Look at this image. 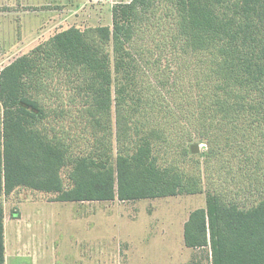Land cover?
Returning <instances> with one entry per match:
<instances>
[{"label": "trees", "instance_id": "1", "mask_svg": "<svg viewBox=\"0 0 264 264\" xmlns=\"http://www.w3.org/2000/svg\"><path fill=\"white\" fill-rule=\"evenodd\" d=\"M146 31L149 46L142 44ZM166 47L174 57L189 58L195 107L188 129L208 143L213 139L206 131H259L264 138V0L120 2L111 8V25L57 31L0 70V200L20 187L61 202L201 192L198 175L158 166L153 156L166 136L146 119L155 102L142 85L149 82L157 93L165 87L150 82L145 66L160 64L158 53ZM181 67L162 69L177 73ZM61 76L77 94L79 110L91 115L87 124L96 134L88 152H73L68 137L55 132L67 130L50 119V82ZM129 131L147 132L131 141ZM190 145L182 147L184 157ZM3 239L0 201V264ZM183 240L190 248L209 246L212 264H264V196L241 208L208 193L205 207L185 221Z\"/></svg>", "mask_w": 264, "mask_h": 264}, {"label": "rangeland", "instance_id": "2", "mask_svg": "<svg viewBox=\"0 0 264 264\" xmlns=\"http://www.w3.org/2000/svg\"><path fill=\"white\" fill-rule=\"evenodd\" d=\"M113 6L110 0H0V70L57 31L111 25ZM148 37V31L142 33L143 45H150ZM158 55L162 62L150 63L145 71L150 82L160 81L165 87H156L157 93L149 82L142 85L146 99L155 102L154 108L147 106L146 119L166 136L153 156L158 166L172 165L175 170L198 175L201 192L127 201L61 202L54 201L55 194L16 188L0 200L7 264H25L31 256L42 261L54 257L57 264H212L209 246L190 248L184 244V223L190 212L205 207L211 192L241 208L251 207L264 196L261 133L206 131L213 141L199 139L198 131L188 129L186 121L195 107L189 80L192 70L186 68L189 58L180 53L174 57L169 47ZM172 63L182 66L177 73L162 69ZM169 79H174L173 85ZM50 83L53 95L46 101L52 109L50 119L56 128L67 130L55 132L68 137L73 152H88L96 134L87 124L91 115L79 110L77 94L63 76ZM110 110L115 151L114 103ZM145 132L129 131L131 141ZM189 143L198 144L199 151L189 150L184 157L182 147ZM66 172H61L64 181Z\"/></svg>", "mask_w": 264, "mask_h": 264}, {"label": "crops", "instance_id": "3", "mask_svg": "<svg viewBox=\"0 0 264 264\" xmlns=\"http://www.w3.org/2000/svg\"><path fill=\"white\" fill-rule=\"evenodd\" d=\"M4 218V217H3ZM3 228H4V263L3 264H7V260L9 257V251L7 250V247L5 245V221L3 219ZM24 253H27L26 251ZM28 254V253H27ZM34 256H31L29 258V261L25 262V264H57L56 262V258L51 257L50 259H46L45 261H42V259L37 258V259H33ZM19 264H24L23 262H19Z\"/></svg>", "mask_w": 264, "mask_h": 264}, {"label": "water", "instance_id": "4", "mask_svg": "<svg viewBox=\"0 0 264 264\" xmlns=\"http://www.w3.org/2000/svg\"><path fill=\"white\" fill-rule=\"evenodd\" d=\"M190 151H191L192 153H197V152L199 151L198 144H196V143L191 144V145H190Z\"/></svg>", "mask_w": 264, "mask_h": 264}, {"label": "built area", "instance_id": "5", "mask_svg": "<svg viewBox=\"0 0 264 264\" xmlns=\"http://www.w3.org/2000/svg\"><path fill=\"white\" fill-rule=\"evenodd\" d=\"M113 4H116L118 1L117 0H110ZM127 2V1H126ZM120 3V2H119Z\"/></svg>", "mask_w": 264, "mask_h": 264}]
</instances>
